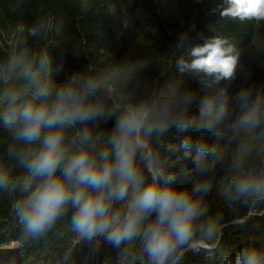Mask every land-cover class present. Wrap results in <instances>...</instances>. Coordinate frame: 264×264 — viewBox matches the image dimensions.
Returning a JSON list of instances; mask_svg holds the SVG:
<instances>
[{
    "label": "clouds",
    "instance_id": "obj_1",
    "mask_svg": "<svg viewBox=\"0 0 264 264\" xmlns=\"http://www.w3.org/2000/svg\"><path fill=\"white\" fill-rule=\"evenodd\" d=\"M216 9L264 24V0H220ZM65 25L63 13L48 12L31 26L0 27V202L14 224L0 264H47L58 240L65 248L55 264H91L105 246L101 264H179L201 249L212 257L226 227L210 212L213 191L226 209L264 214V85L234 95L220 86L236 80L242 54L220 35L187 49L190 62L175 61L195 74L197 89L146 83L151 57L58 83L63 59L53 53L66 42ZM110 119V130L99 126ZM196 174L203 178L190 189L177 186ZM219 264H264V237L222 253Z\"/></svg>",
    "mask_w": 264,
    "mask_h": 264
},
{
    "label": "trees",
    "instance_id": "obj_2",
    "mask_svg": "<svg viewBox=\"0 0 264 264\" xmlns=\"http://www.w3.org/2000/svg\"><path fill=\"white\" fill-rule=\"evenodd\" d=\"M220 0H90V6L81 7L79 0H0V27L6 23L23 21L31 26L37 18L48 12L63 13L66 17V42L54 51L56 61L63 59V71L56 77L63 82L73 72L88 71L103 67L110 61L124 58L133 60L152 58L143 71L146 83L153 81L163 86L180 81L182 87L198 88L195 74L190 70L181 72L175 61L184 55L190 62L192 57L187 49L201 45L206 39L220 35L230 39L241 50L237 78L227 85L229 94L234 95L242 86L254 85L259 89L264 85V24L254 25L231 16H221L222 9L213 10ZM182 33H187L183 47L176 48ZM253 37L255 39L253 40ZM259 46L260 51H257ZM4 53L0 51V58ZM168 62V63H167ZM199 97L197 98V100ZM191 111L198 112V103ZM114 120L100 122V127L110 130ZM211 141L210 134H205ZM203 177L194 175L177 180L180 188H191ZM206 200L210 212L222 214L226 227L215 254L210 257L207 251L189 250L179 264H219L222 253L235 255L246 241L252 237H264V214L248 216V210L236 206L226 209L211 193ZM244 223H234L245 218ZM14 224L7 202H0V242L10 235ZM65 242H53L47 257V264H55L64 252ZM111 250L105 246L100 256L91 264H101ZM26 253L25 255H29ZM35 254V250L33 253ZM114 254V253H113ZM83 260V256L80 257Z\"/></svg>",
    "mask_w": 264,
    "mask_h": 264
}]
</instances>
